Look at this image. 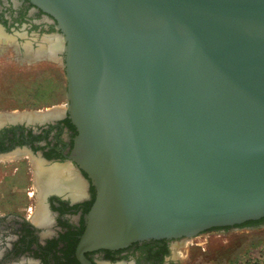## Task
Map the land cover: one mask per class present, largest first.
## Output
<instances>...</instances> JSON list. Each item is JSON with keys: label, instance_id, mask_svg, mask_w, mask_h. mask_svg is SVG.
Masks as SVG:
<instances>
[{"label": "water", "instance_id": "water-1", "mask_svg": "<svg viewBox=\"0 0 264 264\" xmlns=\"http://www.w3.org/2000/svg\"><path fill=\"white\" fill-rule=\"evenodd\" d=\"M30 1L61 31L70 157L95 187L82 264L264 216V0Z\"/></svg>", "mask_w": 264, "mask_h": 264}, {"label": "flooded vegetation", "instance_id": "flooded-vegetation-1", "mask_svg": "<svg viewBox=\"0 0 264 264\" xmlns=\"http://www.w3.org/2000/svg\"><path fill=\"white\" fill-rule=\"evenodd\" d=\"M54 35L62 40L56 20L30 0H0V51L9 48L16 58L26 61L49 59L36 54L48 53V40ZM57 56L63 64L64 55L57 51ZM76 134L66 109L41 122L25 118L0 124V155L22 151L34 166L35 161L40 169L55 167L64 174L59 185L44 191L36 187L42 211H33L32 207L28 213L0 211V264H82L75 250L85 226L84 215L95 198V187L70 157ZM261 227L264 216L202 232ZM183 238L143 240L125 248L86 251L83 255L91 264H171L170 242Z\"/></svg>", "mask_w": 264, "mask_h": 264}, {"label": "rangeland", "instance_id": "rangeland-1", "mask_svg": "<svg viewBox=\"0 0 264 264\" xmlns=\"http://www.w3.org/2000/svg\"><path fill=\"white\" fill-rule=\"evenodd\" d=\"M44 57L49 59L26 61L16 58L9 48L0 51V122L11 120L2 115L8 112L19 114L32 110L46 112L55 107L66 109L63 64L56 58ZM22 153L19 151L18 156L0 158L2 212L28 213L31 207L37 212L43 207V202L36 196L35 190L38 189L34 183L39 167L35 161L34 166L31 160L24 158ZM32 192L34 196L30 195ZM179 243L185 251L177 257L173 249ZM261 245H264V227L201 232L171 241L169 257L172 258L171 264H235Z\"/></svg>", "mask_w": 264, "mask_h": 264}, {"label": "bare ground", "instance_id": "bare-ground-1", "mask_svg": "<svg viewBox=\"0 0 264 264\" xmlns=\"http://www.w3.org/2000/svg\"><path fill=\"white\" fill-rule=\"evenodd\" d=\"M48 42H49V46H48L49 50H48V53L47 54H44L43 52L42 53H37L36 54L37 57H44V55H47L48 57H53V58H56L57 59L58 56L57 57H55V56H56V52L61 49V46H62V40H61V38L55 36L53 38H50L48 40ZM62 106L63 105H61V107ZM63 110H64V108L59 109V108H56L55 107V109H53V110L50 109V110H48L46 112H43V111L42 112L41 111L38 112L36 110H32V111L20 112L19 114H16V112L14 114H12L11 112H8V113H4L2 115L5 116V117H7V119L8 118L11 119V120L8 119V121L24 120L25 118L28 121H35V120L45 119L46 117H49V116H56V115L60 114ZM5 121H7V120L6 119L5 120H2L0 122V124H2ZM18 153H19V151H14V152L9 153V154H6V155H0V158H11V157L16 156ZM66 168L67 169H65V170L67 171L68 170V167H66ZM65 170H63V171H65ZM58 171L59 170L56 169L55 167L53 169H51V168H48V169L41 168L40 169L39 168L38 171L36 172V176H35V179H34L35 180V186L39 190L44 191V190H48L53 185H59V184H61V180L63 179L62 176H64V174L63 173L60 174ZM68 171L71 172V169H69ZM75 183L77 184V181L76 180H75ZM76 184H75V186L77 187ZM41 211H42V209H41ZM181 245L182 244H180V243L174 245L173 254L175 256H177V257L180 256L183 253V251H185V249L182 248Z\"/></svg>", "mask_w": 264, "mask_h": 264}, {"label": "built area", "instance_id": "built-area-1", "mask_svg": "<svg viewBox=\"0 0 264 264\" xmlns=\"http://www.w3.org/2000/svg\"><path fill=\"white\" fill-rule=\"evenodd\" d=\"M235 264H264V245L257 247L254 253H248Z\"/></svg>", "mask_w": 264, "mask_h": 264}]
</instances>
